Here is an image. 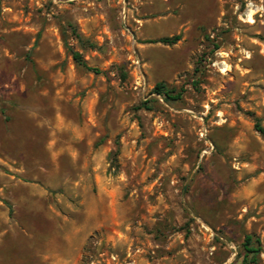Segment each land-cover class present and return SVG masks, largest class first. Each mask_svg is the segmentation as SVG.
<instances>
[{
  "label": "rangeland",
  "instance_id": "obj_1",
  "mask_svg": "<svg viewBox=\"0 0 264 264\" xmlns=\"http://www.w3.org/2000/svg\"><path fill=\"white\" fill-rule=\"evenodd\" d=\"M258 120L264 0H0V264H264Z\"/></svg>",
  "mask_w": 264,
  "mask_h": 264
},
{
  "label": "trees",
  "instance_id": "obj_2",
  "mask_svg": "<svg viewBox=\"0 0 264 264\" xmlns=\"http://www.w3.org/2000/svg\"><path fill=\"white\" fill-rule=\"evenodd\" d=\"M74 33L77 34L76 30L74 29ZM80 38V36H77ZM181 40V35H176L173 37H166L159 40L164 44L168 45H175ZM73 59L79 65H83L88 67L86 62L83 60L82 54L76 51L72 52ZM155 93L160 95L164 98L165 101H178L182 98L181 93L174 94V91L170 90L166 84L158 83L155 87ZM148 108V102H143L137 109ZM257 129L258 131L264 136V128L260 125L258 120L257 122ZM262 241L259 237L255 236L254 234H247L245 236V240L242 244V264H259L260 257L262 254Z\"/></svg>",
  "mask_w": 264,
  "mask_h": 264
},
{
  "label": "bare ground",
  "instance_id": "obj_3",
  "mask_svg": "<svg viewBox=\"0 0 264 264\" xmlns=\"http://www.w3.org/2000/svg\"><path fill=\"white\" fill-rule=\"evenodd\" d=\"M251 22H253V19H251Z\"/></svg>",
  "mask_w": 264,
  "mask_h": 264
}]
</instances>
